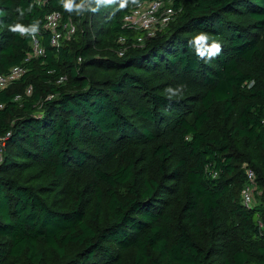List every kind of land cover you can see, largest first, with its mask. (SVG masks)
<instances>
[{
  "label": "trees",
  "instance_id": "trees-1",
  "mask_svg": "<svg viewBox=\"0 0 264 264\" xmlns=\"http://www.w3.org/2000/svg\"><path fill=\"white\" fill-rule=\"evenodd\" d=\"M165 1L176 20L145 39L137 5L0 0V75L27 69L0 91V264H264V0ZM54 11L76 27L60 47ZM35 19L30 59L8 26ZM200 32L220 54H196Z\"/></svg>",
  "mask_w": 264,
  "mask_h": 264
},
{
  "label": "built area",
  "instance_id": "built-area-1",
  "mask_svg": "<svg viewBox=\"0 0 264 264\" xmlns=\"http://www.w3.org/2000/svg\"><path fill=\"white\" fill-rule=\"evenodd\" d=\"M49 0H35L38 6H44ZM179 11H177L171 2L165 0H155L142 2L133 8L124 17V26L134 31H141L145 33V39H152L157 36L159 32L166 29L173 21L176 20ZM46 29L51 32V45L60 47L63 39L71 40L76 33V27L72 22L63 23V16L59 11H54L46 15ZM144 38H139L138 42L142 43ZM125 41L121 40L123 44ZM33 53L31 58H38L43 55L44 50L41 47L37 38L32 41ZM126 48L120 51V55H124ZM27 72L23 66H16L8 73L0 75V91L11 87L15 82L19 81ZM66 78H61L59 82H63ZM33 87L30 86L26 90V95L31 96ZM51 98V97H49ZM21 96H17L15 101H21ZM4 105L0 104V110ZM11 136V132L5 135H0V164H2L7 146V141ZM248 185L242 191L243 203L247 207H251L254 203V192L256 187V176L252 170L247 171Z\"/></svg>",
  "mask_w": 264,
  "mask_h": 264
},
{
  "label": "clouds",
  "instance_id": "clouds-1",
  "mask_svg": "<svg viewBox=\"0 0 264 264\" xmlns=\"http://www.w3.org/2000/svg\"><path fill=\"white\" fill-rule=\"evenodd\" d=\"M60 3L66 12L72 13L75 11L79 15L87 11L96 13L101 9V7L111 6L117 3H119V8L117 9V11H119L127 8L129 4L139 5V0H80L79 3H76V0H60ZM93 4L95 7L92 6ZM31 8L32 6H29V12L31 11ZM16 11L19 13V18L22 19L25 14L24 9L17 8ZM40 24L41 21L39 19H35L27 26L14 22L9 25L8 28L9 31L14 34H19L21 37H32L35 39L40 32ZM208 41L209 36L205 32H200L195 36L193 41H190V45L195 47L196 54L202 59L205 57L212 59L222 51V45L220 43L213 40L211 44H209ZM180 90H183V86H181ZM166 91L172 95L177 94V90H174L173 88H168Z\"/></svg>",
  "mask_w": 264,
  "mask_h": 264
},
{
  "label": "rangeland",
  "instance_id": "rangeland-1",
  "mask_svg": "<svg viewBox=\"0 0 264 264\" xmlns=\"http://www.w3.org/2000/svg\"><path fill=\"white\" fill-rule=\"evenodd\" d=\"M258 188L255 187V191L257 190ZM261 195V193L258 192V194L256 192H254V204L258 202V198L257 196Z\"/></svg>",
  "mask_w": 264,
  "mask_h": 264
},
{
  "label": "bare ground",
  "instance_id": "bare-ground-1",
  "mask_svg": "<svg viewBox=\"0 0 264 264\" xmlns=\"http://www.w3.org/2000/svg\"><path fill=\"white\" fill-rule=\"evenodd\" d=\"M253 205H254V203H253Z\"/></svg>",
  "mask_w": 264,
  "mask_h": 264
}]
</instances>
